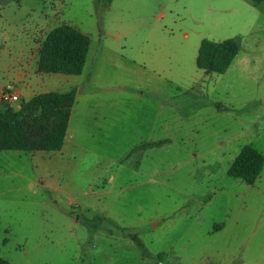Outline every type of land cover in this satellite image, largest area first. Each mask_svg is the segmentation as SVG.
<instances>
[{"label":"rangeland","instance_id":"374dc122","mask_svg":"<svg viewBox=\"0 0 264 264\" xmlns=\"http://www.w3.org/2000/svg\"><path fill=\"white\" fill-rule=\"evenodd\" d=\"M62 25L89 40L82 74L37 90L76 100L60 151H0V259L264 264V164L227 175L264 155V2L0 0V67ZM229 39L222 75L197 69L202 40Z\"/></svg>","mask_w":264,"mask_h":264},{"label":"trees","instance_id":"16d2710c","mask_svg":"<svg viewBox=\"0 0 264 264\" xmlns=\"http://www.w3.org/2000/svg\"><path fill=\"white\" fill-rule=\"evenodd\" d=\"M258 7L264 0H249ZM89 48L88 38L77 29L62 25L44 38L38 53L37 72L78 76L82 73ZM239 46L229 39L220 43L202 40L196 67L222 75L237 55ZM75 92L38 94L19 108L0 109V151L24 153L58 152L66 135ZM264 155L244 147L230 165L227 175L247 185L258 179ZM0 264H7L0 259Z\"/></svg>","mask_w":264,"mask_h":264},{"label":"crops","instance_id":"0c3cea01","mask_svg":"<svg viewBox=\"0 0 264 264\" xmlns=\"http://www.w3.org/2000/svg\"><path fill=\"white\" fill-rule=\"evenodd\" d=\"M43 29H44L43 26L41 27L36 26L34 29L36 33V37H35L36 39H34L33 44L29 46L28 50H26V52L18 51L16 55L15 53H13V56L11 57V63L9 62L10 59H7L6 65L0 67L1 73L3 74L6 69V75L9 77V80L7 81V83H4V84L0 83V97L4 89H6L7 87H11V89L17 93L18 101H20L21 103L26 102L38 94H44V93L51 92V90H45V89H42L41 90L42 92L37 90V89H40L39 87H41L40 86L41 83L44 80H46L45 78H50L51 76H67V75H62V74H43V73L37 72L39 48L44 38L46 37V35L51 31V30L47 31L45 36L43 37L42 36ZM40 36H42V39L40 38ZM6 40H7V37L0 35V54L2 51H4V45H5ZM54 78H56V80H62L64 77H54ZM76 90L78 91L77 94L81 93L80 88ZM70 91L75 92V90H70ZM75 95H76V92H75ZM6 107H12V103L8 104L7 106H4L0 103V109H5ZM19 107H20V104L16 106V108H19ZM63 144H64V141H63ZM139 149H142V148H139Z\"/></svg>","mask_w":264,"mask_h":264},{"label":"built area","instance_id":"2783aa9c","mask_svg":"<svg viewBox=\"0 0 264 264\" xmlns=\"http://www.w3.org/2000/svg\"><path fill=\"white\" fill-rule=\"evenodd\" d=\"M18 101L17 93L11 89V87H7L2 91L0 97V103L4 106H7L10 103H14Z\"/></svg>","mask_w":264,"mask_h":264}]
</instances>
